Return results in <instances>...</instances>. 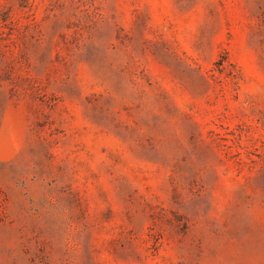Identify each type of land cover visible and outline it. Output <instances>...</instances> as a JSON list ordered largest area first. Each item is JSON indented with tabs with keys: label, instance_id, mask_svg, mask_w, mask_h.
<instances>
[{
	"label": "rangeland",
	"instance_id": "rangeland-1",
	"mask_svg": "<svg viewBox=\"0 0 264 264\" xmlns=\"http://www.w3.org/2000/svg\"><path fill=\"white\" fill-rule=\"evenodd\" d=\"M0 264H264V0H0Z\"/></svg>",
	"mask_w": 264,
	"mask_h": 264
}]
</instances>
